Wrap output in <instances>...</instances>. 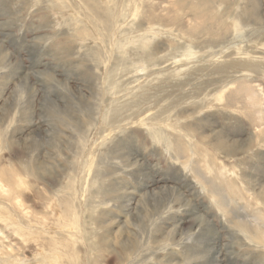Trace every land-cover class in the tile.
Listing matches in <instances>:
<instances>
[{"label": "rangeland", "instance_id": "rangeland-1", "mask_svg": "<svg viewBox=\"0 0 264 264\" xmlns=\"http://www.w3.org/2000/svg\"><path fill=\"white\" fill-rule=\"evenodd\" d=\"M0 175V260L264 264V0H0Z\"/></svg>", "mask_w": 264, "mask_h": 264}, {"label": "bare ground", "instance_id": "bare-ground-1", "mask_svg": "<svg viewBox=\"0 0 264 264\" xmlns=\"http://www.w3.org/2000/svg\"><path fill=\"white\" fill-rule=\"evenodd\" d=\"M103 2V1H102ZM96 7V6H95ZM103 20V19H102ZM2 66V65H1ZM43 109V108H42ZM66 113V112H65ZM69 113V112H68ZM120 115H118V113L112 118L109 124V126H113L115 127L112 131V132H120L122 131L121 130V124L118 125V123H121V121L119 120V117ZM57 119V118H56ZM62 121V120H61ZM60 122V121H59ZM95 126V125H94ZM108 126V127H109ZM120 126V127H119ZM91 127H93V125H91ZM111 129V128H110ZM161 131V130H160ZM123 132V131H122ZM151 132V131H150ZM153 132V131H152ZM120 134V133H119ZM112 135V134H110ZM115 135V134H114ZM117 135V134H116ZM262 135V134H261ZM113 136V135H112ZM111 136V137H112ZM152 138L154 140H157V142H163L164 144V148H165V151L167 153L170 154L171 152V147H172V143H171V140L166 137L163 133L161 132H158V131H154L152 133ZM151 138V139H152ZM83 139V138H82ZM85 140V139H83ZM88 140V139H87ZM112 142V141H110ZM82 143V142H81ZM86 145V144H85ZM232 149V148H230ZM101 150V149H100ZM100 154V152H99ZM98 156V155H97ZM207 156H204V167L205 169H207L208 172L212 171V167L207 163V159H206ZM96 167L99 168V162L97 161L96 163ZM190 166V164H185L183 163L181 165L182 169L185 171L187 170V168ZM206 171V170H205ZM263 172V171H262ZM1 176V175H0ZM4 176V175H3ZM219 176L222 177L224 176V171L220 170L219 171ZM2 178V176H1ZM6 178V176H5ZM4 179V177L2 178ZM263 181V180H262ZM8 182V180H7ZM107 182V180H104L102 177H101V180L99 177H97L96 173L93 174L88 180L87 182L85 183V185L88 187V194L89 193H93V195H95L96 197L97 196H100V195H103L104 192L107 191V189H105V183ZM207 184V183H206ZM9 185H10V181H9ZM208 185V184H207ZM210 185V184H209ZM68 186V184H67ZM212 186H213V183L212 185L209 187L210 188V191L212 190V194L215 195V198H214V202H215V205L220 209L222 207H224L223 205H227L228 203H230V201L228 200V198H226L225 196H223L219 191H215V187L212 189ZM58 191V193L60 194L59 196L56 195V197H58L57 199V203L59 205V207H61L60 209V214H59V218L62 219L63 217H67V215L70 213L71 215V219L70 220H67V218L64 220V224L63 225H60L57 227L58 230L62 229V230H67V231H70V230H73V231H78L79 227L81 226L79 224V215L78 213L75 211V209L71 208L70 207V197H69V191L70 189L67 187H62V189H58L56 190ZM253 194V193H252ZM261 194H264V193H261ZM85 195V194H83ZM262 197V196H261ZM259 199V198H258ZM261 200V198L259 199ZM50 202V201H49ZM89 202V201H88ZM86 204V212L89 214L88 216V220H85L84 221V225L86 227H91V229L93 227H95L96 225V222H99L102 224V226L104 225V223L106 222V220H103L101 218H97L96 217V214L99 210V208L103 205V203H98V202H92V203H89ZM90 205V206H89ZM89 206V207H88ZM73 211H70L72 210ZM104 210V209H103ZM105 213V212H104ZM107 213V212H106ZM105 215V214H103ZM107 215V214H106ZM111 216V215H110ZM31 218V217H30ZM109 218V217H108ZM112 218V217H111ZM63 220V219H62ZM115 221V220H114ZM59 223V221H58ZM247 223V222H246ZM250 223V222H248ZM239 224V223H238ZM259 228V230H263V227H261V223L260 222H257L256 224ZM237 227V226H236ZM14 228V227H13ZM81 228V227H80ZM250 228V226H249ZM247 226L245 225H239V234L242 235V237L244 239H246L250 244L252 243V241L254 239H257V234H255V232L251 229H249ZM93 230V229H92ZM51 235V234H50ZM109 235V234H107ZM110 236V235H109ZM121 237V236H120ZM68 238V237H67ZM72 239H73V236H72ZM75 239V238H74ZM73 239V240H74ZM83 239H85V241L89 244V247L90 248H99V246L101 245V243H105L107 241V238L104 237V236H97L95 231H91L90 233H87L86 231L84 232L83 234ZM193 241V240H192ZM252 245V244H251ZM74 252V251H73ZM52 255V254H51ZM54 255V254H53ZM48 257V256H47ZM12 259L11 258H6L5 259L3 258L2 260H0L1 264H15V261H11ZM49 260V261H48ZM51 260L52 261H55L57 260V257L55 256H52L51 259H48L46 258L45 262H43L44 264H53L51 263ZM50 262V263H48Z\"/></svg>", "mask_w": 264, "mask_h": 264}]
</instances>
